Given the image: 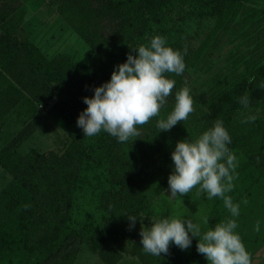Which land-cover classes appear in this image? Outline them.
<instances>
[{
	"label": "trees",
	"instance_id": "16d2710c",
	"mask_svg": "<svg viewBox=\"0 0 264 264\" xmlns=\"http://www.w3.org/2000/svg\"><path fill=\"white\" fill-rule=\"evenodd\" d=\"M241 1L61 0L57 6L59 15L86 47L78 64L69 51L46 56L35 42L19 38L24 31L26 1L0 0V74L7 79L4 94L7 99H14L10 105L23 95L36 106L55 97L52 108L61 119L65 134L60 148L40 152L29 148L19 153L17 146L47 120L48 115L37 110L0 148V166L16 185L11 187L13 190H3L7 196L4 206L12 211L21 202L20 191L27 196L15 214L17 239L3 232L0 251L9 255L18 241L25 251L39 257L36 264H72L84 245L111 263L109 245L130 238L141 243L140 233L127 228L129 219L125 214L138 216L148 212L153 198H159L169 186V154L177 141L198 137L217 119L223 120L229 130L236 114L248 109L238 102L245 94L250 98L249 106L262 100L264 60L218 92L203 110L191 113L171 130L159 131L156 125L160 117H154L137 126L138 138L124 143L103 130L85 137L77 126L80 113L87 107L83 98L93 96L96 87L109 81L115 67L127 60L130 51L135 54L129 47L148 45L153 36L160 35L184 58L186 47L175 37L179 27L209 18L221 24L224 15L243 6ZM166 76L175 80V87L161 108L165 118L174 107L176 91L185 86L178 75ZM4 117L1 111L0 134ZM228 147H235L234 140ZM253 170L264 176V153L249 152L236 173ZM207 219V227H214L218 216L210 213ZM188 254L189 251L170 245L167 254L147 255L160 260V264H180Z\"/></svg>",
	"mask_w": 264,
	"mask_h": 264
},
{
	"label": "rangeland",
	"instance_id": "374dc122",
	"mask_svg": "<svg viewBox=\"0 0 264 264\" xmlns=\"http://www.w3.org/2000/svg\"><path fill=\"white\" fill-rule=\"evenodd\" d=\"M21 1L26 2L23 4L24 31L19 38H27L35 42L46 56L55 52L69 51L75 62L79 64L86 47L72 26L59 15L57 6L61 0ZM241 2L243 6L239 5L235 13L228 12L224 15L221 24L214 18L190 21L179 27L175 35L179 40L178 43L187 49L184 56L186 67L183 74L178 76L190 89L195 111L203 110L207 102L211 101L218 92L231 86L240 77L245 76L250 68L264 60V0ZM6 84L7 79L0 74V112L5 115L0 134V148L37 110L46 113L47 120L26 137L16 150L24 153L29 148L39 152L60 148L65 134L62 121L52 108L56 98L52 97L41 106H36L25 98L19 110L10 112L14 105L10 103L14 99L6 98L4 94ZM262 89L264 92V87ZM21 110L22 114H20ZM249 115H255L256 120L243 123L242 121ZM204 131L206 130L200 133ZM227 131L231 140L235 142V147L231 151L237 157L238 167L249 152L264 153V95L254 106H249L246 111L236 114ZM193 138L195 136L189 140ZM171 153L168 169L172 172L174 164ZM233 184L234 188L226 195H229L234 203L239 204L240 214L237 217L231 216L219 197L209 200L206 193L197 196L198 188H193L189 194L183 196L178 194L173 197L168 186L161 192L159 198H153L148 212H141L137 216L135 226L130 231L140 233V216H144L145 226L151 224L149 217L179 216L182 220L191 219L194 223L200 224L203 231L205 230L203 220L212 213L218 216L217 223L235 219L238 226L234 231L240 235L246 250L250 253L252 264H264V176L254 170L238 172ZM12 186L16 185L12 184L10 174L0 166V223L6 224L0 226V235L5 232L17 239L15 214L25 204L27 196L20 191L21 202L18 200L12 211L8 210L4 206L7 196L3 190L11 189ZM245 200L248 201L247 204L244 203ZM257 221L260 225L259 232L254 230ZM129 224L130 221L127 223L128 229ZM137 241L139 240L134 241L130 238L109 245L113 253L111 263L106 262L101 253L90 252L81 245L72 264H160V260L147 254V257L144 256L143 246ZM197 242L198 238L192 237L191 247L187 249L189 254L186 258H181L180 264H207L206 257L197 252ZM8 244L10 245L9 242ZM10 250L9 255L4 250L0 251V264H36L39 260L35 254L25 251L18 241Z\"/></svg>",
	"mask_w": 264,
	"mask_h": 264
},
{
	"label": "clouds",
	"instance_id": "9594fccd",
	"mask_svg": "<svg viewBox=\"0 0 264 264\" xmlns=\"http://www.w3.org/2000/svg\"><path fill=\"white\" fill-rule=\"evenodd\" d=\"M129 48L135 54L130 51L127 60L115 67L110 80L96 87L93 96L83 98L87 107L80 113L77 126L83 129L85 137H93L103 130L124 143L138 138L137 126L147 124L154 117H160L156 125L159 131H169L195 111L190 89L185 85L176 91L172 111L166 118L161 116V108L175 87V80L166 73L182 75L186 67L179 50L169 46L160 35L153 36L148 45ZM238 102L247 109L250 98L245 94ZM256 118L249 115L242 122H254ZM230 143L231 137L221 119L195 139L177 141L171 153L174 168L168 177L171 196H183L198 188L197 196L206 193L209 200L219 197L232 217L239 216V204L226 195L234 188L238 167L237 157L228 147ZM125 215L131 230L137 216ZM140 218L141 244L147 254L160 257L169 252L171 244L187 250L192 237H197V252L206 257L207 264H252L250 253L234 231L238 226L235 219L209 228V221L204 218L202 231L200 224L179 216L149 217L150 226L144 225V216ZM254 230L260 231L259 221Z\"/></svg>",
	"mask_w": 264,
	"mask_h": 264
},
{
	"label": "crops",
	"instance_id": "0c3cea01",
	"mask_svg": "<svg viewBox=\"0 0 264 264\" xmlns=\"http://www.w3.org/2000/svg\"><path fill=\"white\" fill-rule=\"evenodd\" d=\"M25 97H26V95H23V96H21L19 99H18V101H16L15 102V104L11 107V109H10V112H13V111H15V110H19V107L21 108L22 107V102L25 100ZM22 110H21V112H20V114H22ZM7 116V115H6Z\"/></svg>",
	"mask_w": 264,
	"mask_h": 264
}]
</instances>
